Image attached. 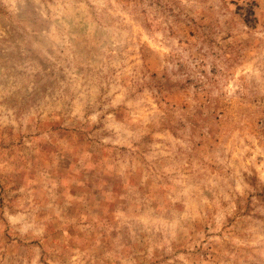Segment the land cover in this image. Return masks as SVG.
I'll return each instance as SVG.
<instances>
[{
	"label": "rangeland",
	"instance_id": "374dc122",
	"mask_svg": "<svg viewBox=\"0 0 264 264\" xmlns=\"http://www.w3.org/2000/svg\"><path fill=\"white\" fill-rule=\"evenodd\" d=\"M0 264H264V0H0Z\"/></svg>",
	"mask_w": 264,
	"mask_h": 264
}]
</instances>
